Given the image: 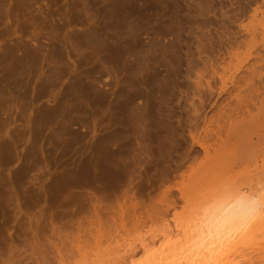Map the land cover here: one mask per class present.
<instances>
[{"label":"rangeland","instance_id":"rangeland-1","mask_svg":"<svg viewBox=\"0 0 264 264\" xmlns=\"http://www.w3.org/2000/svg\"><path fill=\"white\" fill-rule=\"evenodd\" d=\"M103 1L35 0L32 13L14 3L15 15H0V264H123L125 255L126 264H141L178 240L179 225L215 194L264 183L256 174L264 98L243 115L234 110L240 87L264 83V65L255 64L264 0ZM101 145L98 156L119 167L101 180L109 190L103 213L117 202L145 204L115 228L78 234L93 206L81 212L68 199L92 194L75 187L68 198L67 180ZM126 170L131 185L122 183ZM139 242L148 248L127 254Z\"/></svg>","mask_w":264,"mask_h":264},{"label":"bare ground","instance_id":"bare-ground-1","mask_svg":"<svg viewBox=\"0 0 264 264\" xmlns=\"http://www.w3.org/2000/svg\"><path fill=\"white\" fill-rule=\"evenodd\" d=\"M7 1L8 0H6V1L0 0V11H1L0 15H2V12L5 15L6 14L11 15L12 13L13 14L15 13L12 11V9H13L12 7H13V4L15 3V1L13 2V4L11 2L9 3L10 0L8 2ZM34 1L35 0H20V2L18 1L19 4H18V2H16L17 3L16 6H19L21 4L20 7H24V8L26 7L25 9L26 10L29 9V12H31V10H32L31 8L34 7L33 4L34 5L36 4ZM105 1H103V2H105ZM16 6H15V8H16ZM107 6H110V5H108V3H107ZM39 7H41V6H39ZM46 7H47V5H46ZM113 7L111 5L112 9H113ZM15 8H14V11H16ZM24 8H23V10L25 11ZM41 9L39 11L43 10L42 13L45 12L44 9H42V10ZM47 9L49 11V7ZM114 9L117 10L116 7ZM33 10L35 11V7L33 8ZM36 11H38V10L36 9ZM109 11L111 13L110 8H109ZM113 13H114V10H113ZM39 14H41V12ZM43 15H45V14H43ZM19 47H21V46L18 45L15 48L18 49ZM15 48H12V49H14V51H16ZM20 49L21 48H19V50ZM18 53H17V55H18ZM15 54H16V52H15ZM23 55L24 54H22V56ZM2 56L7 57V56H5V54ZM27 56L29 58V55H27ZM27 56L24 55L22 57V59L27 57ZM30 58H32V57H30ZM22 59H20L21 60V62H20L21 68L20 69L24 68L25 65L22 66L23 63L24 64L27 63L26 61H25L26 63L23 62L25 59H23V61H22ZM17 62H19V61L17 60ZM53 62H50V63H53ZM255 64L259 67H262L264 65V50H259L257 52ZM24 70H25V68H24ZM22 71H23V69H22ZM56 71L58 73V70H56ZM60 73H61V71L59 72V74ZM59 74H57V76ZM61 74L63 75V73H61ZM81 74L89 75L90 73L86 74V72H82L79 75H81ZM10 75H11V73H10ZM8 76H9V74H8ZM88 77H90V76H88ZM47 78H49V77H47ZM77 78L79 79V83L84 80V78H82L83 80L80 81L81 77H79L78 75H77ZM243 78H245V76H243ZM51 80L48 82L52 83ZM89 80H91V78ZM261 82H263V81H261ZM79 83H75V86L78 85ZM262 85H261V83H259V84L254 83V84H251L247 87H244V89H242L243 86L240 87V90H241L240 95L242 96V99L239 100V102L237 104V108L236 109L234 108V110L237 111V114L243 115L244 111L249 110L251 105L255 106L258 101L259 102L262 101V99L264 98V96H262V94H263L262 93V89H263ZM90 86L93 87L92 84ZM239 86H241V85H239ZM70 87H73V85H70ZM70 87H69V89H70ZM75 88L76 87L71 88V90L72 91H73V89L76 90ZM72 91H71V93H72ZM79 91H77L75 93L77 96H78L77 93ZM79 94H80V92H79ZM234 110L232 109V111H230V112H233ZM46 112H48V111H46ZM234 114H235V112H234ZM56 115L58 116L57 112L54 116H56ZM232 115H230V116H232ZM40 117L42 118V116H40ZM45 117L47 118L48 116H45ZM45 117H44V120L46 119ZM38 121H40V120H38ZM63 122H65V121H63ZM40 123H46V120H45V122L42 121ZM36 134L38 135L39 132L37 131ZM110 137L112 140L114 135L110 136ZM106 141H108V139ZM199 146L203 147L204 145L199 144ZM7 148H9V147H7ZM104 148H105V145H101V146L97 147L95 152H92V149H91L89 155L86 156V159L82 164V167L80 169L81 174L76 175V176L74 175L76 177L74 180L65 179L68 181L67 187L65 188L66 189V196L68 198L73 196L72 195V192H73L72 189L75 187L87 188V190H89L92 194L90 197H87L81 192L78 196H75V197L73 196V198H71V200L68 199L69 202L70 201L73 202L72 203L73 206L75 204L78 205V203H80L81 212L85 211L86 203H89L91 205V207L93 206V211L88 216L85 224L82 221H78V225H77V233L78 234L89 233L90 230L92 229V227H95L94 225H96V224H98L97 226H99V227L103 226V228H104V226H106V225L109 226V224L112 222L111 225L109 226L111 229V226L114 225L113 223H116L119 220H121L123 222L128 221V220H126V218H128V217L130 218V216L133 215L130 211L132 210L134 215H135V213L137 212L136 208L141 207V206L137 207V204L139 203V202L137 203V201H135L134 203L132 202L128 208L126 207L127 205L125 202H123V203L117 202V206L116 207L114 206L111 208L112 210H111V213L109 215H106L105 213H103L102 204L104 201V197L107 194H109V190L104 189V187H105V186H103L104 180L102 181L103 183H101V180L104 176H108L107 174H109L110 177H113L111 175H113L115 172H117L118 171L117 169L119 168L117 166V163L115 164V162L113 160H111V159H113L112 156H111L112 158L110 159L109 153H108L109 156H107L108 155L107 154L106 158L104 156L105 159L102 156H98V154L101 151L103 152ZM7 151H11V150H7ZM6 153H8V152H6ZM8 157H10V156L8 155ZM114 160H116V159H114ZM123 163L126 165L125 162H123ZM80 164H81V162H80ZM125 165L123 167H126ZM74 172L76 173L75 170H74ZM129 172H131V170H128V171L126 170V173H129ZM117 174H118V172H117ZM256 174L260 175L264 181V163H263V166L261 168L257 169ZM132 175L133 174L131 172L130 177L128 179L126 178L125 180H123L122 183L126 182L127 185H131L132 184L131 179L133 178ZM103 179H106V178L104 177ZM111 179H113V178H111ZM115 179H117V178H115ZM63 184H66V182ZM251 188H253V189H251V191L248 193L247 192L245 193L242 190H235V191L232 190V191L226 192L225 194L218 193V194H215L206 204L197 206V208H195L196 211H194L195 214L193 215V217L190 220H188L185 225H182V226L179 225L180 236H179L178 240L172 241V242H170V240H168L166 242V244L163 247H161L162 248L161 250L156 251V253L154 255H149L147 257V260L141 264H264V212L260 213L259 215L254 216L250 219L247 218L248 209H249L248 197L249 196H261L262 198H264V183L260 184V186L255 187V188L252 185ZM61 189H62V184H61ZM105 190H108V191H105ZM135 193L136 192H134L130 196H128L129 200L136 198L137 194L135 195ZM140 200H141V198H140ZM140 200L138 199V201H140ZM141 202H143V200ZM172 202H174V201H172ZM139 204L144 205L145 203L144 204L139 203ZM147 205L150 207L152 206L149 204H147ZM170 205H173V204L171 203ZM170 205H168L167 207H165L163 209L156 210V212L154 211V208H149L152 210H148V209H146L147 207H145L144 208V209H146L145 212H143L144 210L142 211L141 210L142 208H141L140 211H142L143 213L138 212L137 214H139V216H138V217H140L139 219H141V217L142 218H145V217L153 218V216L156 217L161 212H165ZM130 207H131V210H130ZM142 207H144V206H142ZM134 210H135V212H134ZM129 212L131 213V215L126 216V214H130ZM137 214H136V219L138 218ZM117 218H119V220H117ZM148 219H150V218H148ZM116 224L114 225V228H115ZM97 226H96V228H98ZM61 228H64V227L62 226ZM53 233H56L57 236H59V237H61L63 234L60 229H58V228L56 229L55 227L53 229ZM64 233L65 234L63 236L66 235V232H64ZM93 235H92V237H93ZM169 235H170L169 229L164 231V237H169ZM65 237H68V236H65ZM1 241H3V240H1ZM14 241L15 240L12 238L11 242L7 241L8 242L7 244H9V243L15 244ZM148 245H149V242L134 243L133 245H130L129 248L127 249L128 250L127 254L135 253L139 250V248L146 250L148 248ZM123 258H124V260H121V261H123V264H126V261H125L126 260L125 258H127L126 255Z\"/></svg>","mask_w":264,"mask_h":264},{"label":"clouds","instance_id":"clouds-1","mask_svg":"<svg viewBox=\"0 0 264 264\" xmlns=\"http://www.w3.org/2000/svg\"><path fill=\"white\" fill-rule=\"evenodd\" d=\"M248 203H249V209L247 214L248 219L264 212V198H262L261 196H249Z\"/></svg>","mask_w":264,"mask_h":264}]
</instances>
